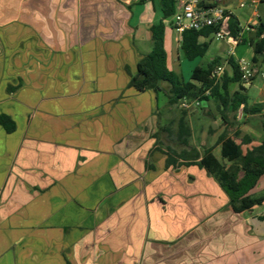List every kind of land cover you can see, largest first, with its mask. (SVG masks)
Returning a JSON list of instances; mask_svg holds the SVG:
<instances>
[{
  "label": "crops",
  "instance_id": "obj_1",
  "mask_svg": "<svg viewBox=\"0 0 264 264\" xmlns=\"http://www.w3.org/2000/svg\"><path fill=\"white\" fill-rule=\"evenodd\" d=\"M256 1L202 0L239 22L241 40H220L214 57L251 65L245 94L263 107L247 118L264 116V52L253 60L264 0ZM171 19L160 0H0V115L15 125L8 132L0 124V264L264 259V213H252L257 205L234 211L218 180L179 155L213 147L158 149L169 129L158 122L167 84L159 92L131 84L161 20L168 66L182 65ZM215 39L201 41L210 51ZM251 132L262 141L264 131ZM259 189L264 175L250 193Z\"/></svg>",
  "mask_w": 264,
  "mask_h": 264
},
{
  "label": "trees",
  "instance_id": "obj_2",
  "mask_svg": "<svg viewBox=\"0 0 264 264\" xmlns=\"http://www.w3.org/2000/svg\"><path fill=\"white\" fill-rule=\"evenodd\" d=\"M163 18H172L177 11L175 0H160ZM214 5V4H210ZM223 30L230 37L237 38L241 28L238 20L231 15L227 24L219 27H206L200 30L187 29L181 33L180 51L189 60L206 56L209 50V43L201 41L203 37H209L217 30ZM164 20L151 26L153 48L152 51L142 58L138 63V73L132 79V86L139 91L148 89L159 92L166 83L168 88L166 94L171 105L179 103L182 98H201L202 109L209 105L211 100L216 101L221 107L222 114L227 117L229 114H237L240 109L242 115L259 113L263 105H249L245 94L247 86L241 78L239 64L235 59L229 58L228 64L232 72L225 71L220 82H215L213 72L222 60L219 57L212 58L206 67L196 66L191 73L190 79L185 80L180 74L171 70L168 66V56L165 48ZM257 35L261 38L254 44L255 57L264 52V22H261L257 29ZM238 83L239 89L232 92L231 84ZM211 90V95L206 96L205 92ZM184 120L181 121V131L184 132ZM264 128V116H263ZM0 124L11 132L15 125L7 115H0ZM185 134V132H184ZM183 135V133H182ZM184 136V135H183ZM221 144V159L213 152V148L205 149L201 155L197 150L179 154L185 159H190L201 167H204L213 175L228 195L229 203L236 212L250 210L253 206L264 202L263 196H253L250 191L257 185L264 175V136L259 144L253 145L246 152L241 144L236 143L233 137L223 134L219 138ZM244 144L252 140L245 136ZM199 159V160H198Z\"/></svg>",
  "mask_w": 264,
  "mask_h": 264
},
{
  "label": "rangeland",
  "instance_id": "obj_3",
  "mask_svg": "<svg viewBox=\"0 0 264 264\" xmlns=\"http://www.w3.org/2000/svg\"><path fill=\"white\" fill-rule=\"evenodd\" d=\"M222 42V41H221ZM222 45L220 44V40H212L210 43V51L206 54V56L202 58H196L194 60H189L185 58V56L181 53V63L182 65L176 67L174 64L172 65L175 68H171L175 72H181L184 75L185 80H189L192 71L196 66L206 67L208 62L214 57L215 54H220L222 51ZM178 68V69H177ZM262 79L260 76L257 78V83H262ZM234 86V85H233ZM165 99V98H163ZM220 106L216 101L211 100L209 105L202 109L200 108H192L190 110L183 109L180 106V103L177 104H169L166 102L159 109L158 113V122L163 123L164 126L169 127L167 131H162L159 133V139L162 141L159 144V148L164 152H171L174 148L180 149V142L183 144H190L192 142L197 143L202 146V142H206V146H211L214 149L215 154L218 158L221 159L220 148L218 147L219 138L221 135L226 134L234 138L236 143L241 144L243 151L246 152L247 149L252 147L253 145L259 144V140L252 136V132L258 128L259 131H264L263 128V117H250L240 116L242 111H239L237 114H229L225 117L220 110ZM184 120V132L181 130V121ZM250 130V131H249ZM183 133V135H182ZM249 137L252 142L248 144H244V137ZM178 145V147H177ZM169 146H172L169 149ZM205 146V147H206ZM174 147V148H173ZM174 151V150H173ZM162 154V153H160ZM163 155V154H162ZM253 196H263L264 190L259 189L252 193ZM253 214H263L264 206L257 205L252 211ZM259 227H263L264 222L259 220ZM264 247V242L260 245L259 250ZM251 250V249H250ZM246 253L251 255V251ZM227 264H243L240 261H231L227 262ZM259 264H264V259L259 262Z\"/></svg>",
  "mask_w": 264,
  "mask_h": 264
},
{
  "label": "built area",
  "instance_id": "obj_4",
  "mask_svg": "<svg viewBox=\"0 0 264 264\" xmlns=\"http://www.w3.org/2000/svg\"><path fill=\"white\" fill-rule=\"evenodd\" d=\"M177 3V11L171 19V25L178 32L182 33L187 29L200 30L206 27H219L227 24L232 13L222 6L202 4V0H175ZM255 4L257 1L252 0ZM244 6V4H241ZM248 28V27H247ZM219 40L229 39V35L223 30L219 29L213 33ZM235 42L241 40V35L238 34L237 38H233ZM242 81L246 86L250 85L254 79V72L252 67L246 61H239ZM228 62H221L213 72L215 82H220L225 74ZM206 96L211 95V90L205 92ZM180 106L183 109H192L202 107L203 101L201 98L189 99L182 98Z\"/></svg>",
  "mask_w": 264,
  "mask_h": 264
}]
</instances>
